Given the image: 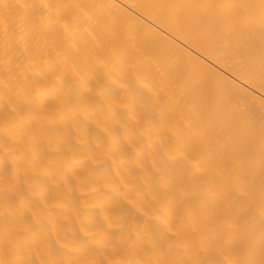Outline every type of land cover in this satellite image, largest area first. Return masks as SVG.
Wrapping results in <instances>:
<instances>
[{"label":"bare ground","instance_id":"6f19581e","mask_svg":"<svg viewBox=\"0 0 264 264\" xmlns=\"http://www.w3.org/2000/svg\"><path fill=\"white\" fill-rule=\"evenodd\" d=\"M0 264H264V0H0Z\"/></svg>","mask_w":264,"mask_h":264}]
</instances>
